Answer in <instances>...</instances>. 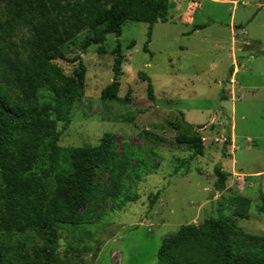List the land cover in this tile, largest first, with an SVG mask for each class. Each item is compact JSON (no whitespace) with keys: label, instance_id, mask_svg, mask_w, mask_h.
Masks as SVG:
<instances>
[{"label":"rangeland","instance_id":"obj_1","mask_svg":"<svg viewBox=\"0 0 264 264\" xmlns=\"http://www.w3.org/2000/svg\"><path fill=\"white\" fill-rule=\"evenodd\" d=\"M171 1L167 21L152 27L147 52L148 25L132 21L118 38L106 37L105 54L97 45L82 49L89 31L61 46L66 57L78 55L86 66L85 88L73 104L70 123L57 124L61 167L64 150L95 146L106 132L116 136V156L127 152L132 161L121 206L102 196L91 224L56 227L54 264H154L167 235L182 225L231 216L229 199L236 195L249 198L251 205L243 216L232 217L237 232L230 241L236 249L264 244V211L259 210L264 198V0ZM204 22L207 26L194 33ZM117 42L125 60L118 99L102 100ZM55 63L67 76L77 65ZM174 123L200 135L202 155L177 143L180 131ZM44 161L41 157L37 167L44 168ZM215 166L225 175L223 187ZM48 183L53 187V178ZM17 242L29 250L39 240L28 233L8 241Z\"/></svg>","mask_w":264,"mask_h":264},{"label":"trees","instance_id":"obj_2","mask_svg":"<svg viewBox=\"0 0 264 264\" xmlns=\"http://www.w3.org/2000/svg\"><path fill=\"white\" fill-rule=\"evenodd\" d=\"M171 8V0H0V264H54L57 226L91 224L102 196L116 208L126 200L125 177L132 156L127 152L116 156L114 133H104L95 146L67 148L65 166L59 163L57 124L65 128L70 123L86 74L80 56L61 52L63 43L89 31L82 49L97 45L98 53L105 54L102 45L108 35L118 38L127 21L144 22L147 52L152 27L165 23ZM111 54L112 80L100 97L115 101L125 61L120 43ZM57 59L76 63L73 75H65ZM146 80L147 96L153 100L151 81ZM173 126L180 131L177 143L202 155L200 135L188 134L180 123ZM41 157L44 168L37 167ZM105 174L108 182L102 187ZM214 174L223 187L225 175L219 166ZM229 203L231 216L182 225L167 235L154 264H264V244L236 249L230 241L237 232L232 217L243 216L250 199L236 195ZM259 210L264 211V198ZM28 233L39 240L29 250L20 242L8 243L13 236Z\"/></svg>","mask_w":264,"mask_h":264},{"label":"crops","instance_id":"obj_3","mask_svg":"<svg viewBox=\"0 0 264 264\" xmlns=\"http://www.w3.org/2000/svg\"><path fill=\"white\" fill-rule=\"evenodd\" d=\"M197 4H198V3H197ZM189 5L192 6V5H194V4H189ZM192 7H193V6H192ZM194 7H195V8H193V11H192L193 13L195 12L196 8L199 7V4H198V7H196V6H194ZM200 9H202V8H200ZM193 13H192V14H193ZM211 21H212V20H207L208 23H210ZM207 22H204V23L198 25V27H199V26H204L203 28H205V27L207 26V25H206ZM212 22H213V21H212ZM156 24H157V23H156ZM203 28H196L195 31H194V33H197L198 31H200V30L203 29ZM236 70L239 72V69H238V68H236Z\"/></svg>","mask_w":264,"mask_h":264}]
</instances>
